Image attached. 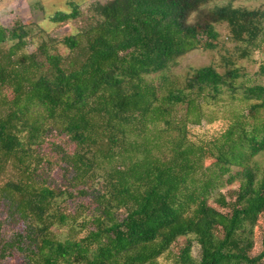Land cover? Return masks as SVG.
<instances>
[{
  "label": "trees",
  "instance_id": "trees-1",
  "mask_svg": "<svg viewBox=\"0 0 264 264\" xmlns=\"http://www.w3.org/2000/svg\"><path fill=\"white\" fill-rule=\"evenodd\" d=\"M239 1L70 0L50 22L85 23L63 37L0 25V264H264V85L227 56L175 73L220 25L264 54V5Z\"/></svg>",
  "mask_w": 264,
  "mask_h": 264
},
{
  "label": "rangeland",
  "instance_id": "rangeland-1",
  "mask_svg": "<svg viewBox=\"0 0 264 264\" xmlns=\"http://www.w3.org/2000/svg\"><path fill=\"white\" fill-rule=\"evenodd\" d=\"M70 0H11L0 2V25L12 28L16 21L29 25L33 23L40 24L49 33L57 37H63L67 34H75L85 22L79 20L65 25H55L50 22V18L58 11L69 12L68 2ZM81 4L86 14L88 7L95 1L106 2L108 0H75ZM246 8H259L264 5V0H241L235 4ZM221 43L216 50L212 51H194L180 60L179 67L175 73L179 76H186L192 68H201L208 65H216L222 67L224 65L223 57L233 58L238 66H242L246 73L249 74L258 83L264 85V77L257 76L260 65L264 59V54L255 52L251 58L239 59L236 54L237 44L230 39L229 29L226 25H220ZM33 49V48H32ZM224 70V68H221ZM260 162H264V155L258 158ZM264 232V220L258 228L257 245L254 255L262 251V238ZM186 240L181 239L172 249L171 257L185 244ZM199 247L196 245L194 254L198 255ZM174 259H164L163 264H173Z\"/></svg>",
  "mask_w": 264,
  "mask_h": 264
}]
</instances>
